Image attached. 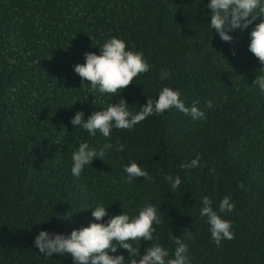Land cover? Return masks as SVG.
<instances>
[{"label":"trees","instance_id":"16d2710c","mask_svg":"<svg viewBox=\"0 0 264 264\" xmlns=\"http://www.w3.org/2000/svg\"><path fill=\"white\" fill-rule=\"evenodd\" d=\"M207 3L0 0V264H73L70 254L45 257L34 237L87 227L98 203L109 206V216L136 215L145 204L160 209L156 239L134 243L141 254L156 242L173 252L175 236L188 245L191 264H264V94L252 87L264 65L248 50L255 24L222 42L208 25ZM111 36L150 63L122 91L132 111L171 87L186 106L199 101L207 119L172 108L131 130L113 129L109 138L75 129L70 121L77 112L86 120L117 102L92 92L90 81L82 84L74 72L85 53L99 54ZM162 71L171 75L162 79ZM81 142L113 147L74 177L71 156ZM197 155L198 167H182ZM131 161L149 178L125 182L123 166ZM167 175L181 177L178 189ZM204 196L217 211L225 196L235 204L223 214L234 239L219 247L200 216ZM118 254L128 258L123 249Z\"/></svg>","mask_w":264,"mask_h":264},{"label":"clouds","instance_id":"9594fccd","mask_svg":"<svg viewBox=\"0 0 264 264\" xmlns=\"http://www.w3.org/2000/svg\"><path fill=\"white\" fill-rule=\"evenodd\" d=\"M206 8L210 10L207 17L211 32L214 29L225 43L232 42L233 36L230 33L236 30L246 31L255 24L249 33L248 50L264 65V19H261L260 23H255L257 19L264 18V0H208ZM98 49L99 54L85 53V62L74 65V72L82 78V84L85 80L90 81L92 92L98 93L101 97L111 95L112 101L114 97L118 99L115 104L111 102L106 107L94 111L86 120L83 112H77L70 121L75 129L82 128L92 137L99 133L104 138H109L113 129L131 130L149 116L162 115L172 108L193 120L207 119L206 111L198 107L199 101L186 106L179 89L171 87H163L155 100L148 99L146 105L140 106L139 111H132L126 100L120 97L122 91L140 74L150 71L148 59L142 51L129 48L127 41L122 37L111 36ZM261 70L252 87L264 94V74H261ZM170 75L168 71L161 72L162 79ZM206 107L212 109L214 107L212 101H208ZM112 147L111 143H105L99 148L90 146L88 142L79 143L71 156V174L80 177L85 168L90 167L93 161L101 160ZM123 150V144L116 148L118 152ZM200 159L201 157L197 155L182 167L196 168ZM123 171L127 183L136 182L140 177L149 178L147 169L135 161L125 164ZM165 180L173 191L182 183L178 175L175 177L167 175ZM201 205L200 216L206 218L211 238L216 246L219 247L224 240L234 239L232 222L223 218L224 213L234 211L235 204L232 198L225 196L219 203L218 211L214 210L213 201L207 196L201 198ZM108 208L109 206L98 203L90 210L92 221L88 226L73 229L70 234L39 231L34 237L35 247L45 257L70 254L73 264H191L188 245L183 238L173 236L176 245L173 252L159 242L151 243L144 249L143 254L134 247L135 242L141 240L152 242L156 239L154 234L156 226L160 224L161 212L156 206L145 204L132 216L123 210L118 215L109 216ZM105 217L108 219L105 220ZM120 249L127 253V259L125 255L118 254Z\"/></svg>","mask_w":264,"mask_h":264}]
</instances>
